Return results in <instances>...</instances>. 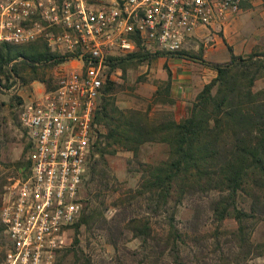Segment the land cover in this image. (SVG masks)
Masks as SVG:
<instances>
[{
    "label": "trees",
    "instance_id": "1",
    "mask_svg": "<svg viewBox=\"0 0 264 264\" xmlns=\"http://www.w3.org/2000/svg\"><path fill=\"white\" fill-rule=\"evenodd\" d=\"M252 1L264 8V0H241L240 8L249 9ZM136 44L134 53L108 61L93 120L104 130L92 145L83 184L88 199L82 200L81 217L72 226L75 234L81 227L91 236L100 232L115 251L117 264H126L129 256L137 264H249L264 259V241L252 240L256 226L264 222V87L256 89L258 81L264 82V53L235 56L228 47L230 59L223 64L195 56V62L211 68L215 77L187 107L186 116L176 121L172 111L150 114L153 106L176 104L169 72L165 80L155 82L152 104L145 111L121 110L110 99L117 88L110 80L114 70L125 74L150 60L183 59L186 54L148 53ZM64 60L44 40L24 46L0 44V82H6L5 88L13 78L23 84L39 82L51 91L57 82L46 79L42 69ZM155 144L167 148L166 159L143 164L136 188L124 191L110 160L119 152L136 158L142 146ZM25 149L27 154L28 144ZM14 165L28 169L23 158ZM6 184L0 178V206ZM107 197H113L116 210L110 220L102 210ZM184 203L193 212L179 225L176 217ZM208 220L216 225L213 233L202 230ZM225 220H233L236 229H220ZM127 235L139 242L138 249L126 247ZM3 238L0 223V241ZM79 243L75 236L63 257L72 254V264H96ZM2 259L3 251L0 264Z\"/></svg>",
    "mask_w": 264,
    "mask_h": 264
},
{
    "label": "built area",
    "instance_id": "2",
    "mask_svg": "<svg viewBox=\"0 0 264 264\" xmlns=\"http://www.w3.org/2000/svg\"><path fill=\"white\" fill-rule=\"evenodd\" d=\"M241 0H0V44L44 40L65 58L57 86L23 104L28 169L0 206L1 264H54L80 219L94 115L111 58L175 54L190 41L213 49ZM69 67H65V66Z\"/></svg>",
    "mask_w": 264,
    "mask_h": 264
},
{
    "label": "rangeland",
    "instance_id": "3",
    "mask_svg": "<svg viewBox=\"0 0 264 264\" xmlns=\"http://www.w3.org/2000/svg\"><path fill=\"white\" fill-rule=\"evenodd\" d=\"M258 3L260 2H256V4ZM261 6L262 5L258 4L255 8ZM258 26L264 28V21L262 20L261 22L260 19ZM261 44V47L258 46L253 51L264 53V41ZM186 47L187 48L183 50L186 54H184L182 58L191 63L195 62V56H203L204 51L207 50L203 47L202 43L195 40L188 42ZM222 55L227 56L228 53L224 50L222 51ZM217 56H219V54H217ZM207 59L214 60L210 54L207 56ZM167 62L168 60L164 57L157 58L145 62L134 69H128L125 74H123L120 69L114 70L110 74V80L117 85V88L115 93L110 96V99H112L115 105L121 110H147L152 104L153 93L156 90V86L154 85L155 82L165 80L167 78V73H171ZM59 65L60 64H56L49 68H41L45 73V78L50 79L52 77L56 81V77L61 69ZM65 67L67 68L69 66L67 65ZM11 83L13 84L9 88H5L4 86L6 85V82L4 80H1L0 82V103L2 104L0 106V178L5 179L7 183L5 187L10 182V179L23 176L26 172V167L16 169L14 165L22 158L24 161H27V154L25 152L27 140L24 131L21 128L19 119L21 107L23 104L33 101L34 99L36 100L44 92H47L45 86L39 82L23 84L18 79L13 78L7 85H10ZM262 87H264V82L260 80L256 83V89ZM18 98L20 99V103ZM193 100L186 102L184 108L180 105L175 110V106L168 107L156 105L152 107L153 109L150 114L156 116L161 112L172 111L175 120L179 121L186 116L187 107ZM103 130V127L96 125V128L94 129V141L99 132L103 133ZM166 157L167 148L164 145H144L136 158H134L130 152H119L110 160L109 165L118 186H121V188L126 191L136 188L144 166L143 164L162 161L165 160ZM5 187L3 188V191L5 190ZM81 198L83 201L88 199L87 190L84 185L81 190ZM113 203V197H107L105 199V204L102 210L103 216L107 220H110L116 212L115 208L112 206ZM192 212L193 210L191 209V206L184 203L182 207L179 208L176 217V220L180 223L179 225H183V223L191 217ZM215 227L216 225L211 220H208L202 230L205 233H213ZM236 227L237 225L233 220H225L220 229L225 228L228 230H234ZM78 232L79 234H75L72 227L69 244L55 254L54 264H72V254H68V256L64 258L63 252H65L66 249H72L75 236L78 241H80V249L85 254L90 255L96 264H117V255L115 254V251L112 246L107 243L106 238L100 232H96V234L91 236L87 234L84 227H81ZM130 237V235H127L126 247L131 251L138 249L139 242L137 240H132ZM252 240L254 242L264 241V222H261L256 226L252 235ZM3 243L4 239L0 241V253L3 250ZM125 261L126 264H137L131 256L126 257ZM249 264H264V259L257 258L252 260Z\"/></svg>",
    "mask_w": 264,
    "mask_h": 264
},
{
    "label": "crops",
    "instance_id": "4",
    "mask_svg": "<svg viewBox=\"0 0 264 264\" xmlns=\"http://www.w3.org/2000/svg\"><path fill=\"white\" fill-rule=\"evenodd\" d=\"M251 3L249 9H241L239 15L224 29L217 39L215 48H206L202 56L206 62L214 64L228 62L230 59L228 47L231 48L233 55L242 56L262 46L264 28H260L258 24L260 19L261 22L264 21V9L262 6L255 8L261 3L256 4V1ZM224 50L228 53L227 56L222 55ZM209 54L214 60L207 59ZM167 64L171 70V93L176 100L174 110L180 105L184 108L186 102L193 100L203 86L215 77V72L211 68L199 62L173 59L168 60Z\"/></svg>",
    "mask_w": 264,
    "mask_h": 264
}]
</instances>
